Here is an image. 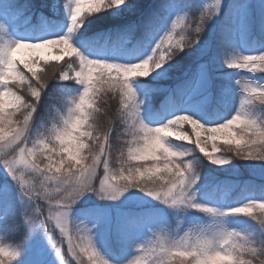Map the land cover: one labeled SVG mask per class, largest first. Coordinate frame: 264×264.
<instances>
[{"label": "snow or ice", "instance_id": "obj_1", "mask_svg": "<svg viewBox=\"0 0 264 264\" xmlns=\"http://www.w3.org/2000/svg\"><path fill=\"white\" fill-rule=\"evenodd\" d=\"M257 66L264 0H0V264H264Z\"/></svg>", "mask_w": 264, "mask_h": 264}, {"label": "rangeland", "instance_id": "obj_2", "mask_svg": "<svg viewBox=\"0 0 264 264\" xmlns=\"http://www.w3.org/2000/svg\"><path fill=\"white\" fill-rule=\"evenodd\" d=\"M22 2V0H21ZM158 2V0H157ZM208 3H211L212 0H207ZM186 25L190 26L189 28V33L191 34V29L195 28V26L199 23V13H195V14H192L189 16V19L187 21L184 22ZM179 31V29H178ZM67 59V58H66ZM66 62V60H65ZM229 71H234V72H241V75H244V71L243 70H234V69H230ZM252 75H255V76H262L264 75V72H261L260 70V66H257L254 70V72L252 73ZM243 82V81H242ZM69 83H72V82H69ZM259 102V101H257ZM256 107H261V106H257ZM50 126V125H49ZM185 128V131L191 133V127L188 126V125H185L184 126ZM219 143V142H218ZM189 147H192L191 145H188ZM211 147V145H209V148ZM221 155L225 154V153H220ZM228 155H231L230 153H227ZM234 163H237L239 165H241V169H240V172L238 175H234V176H229V177H226L227 179L231 180L232 182L234 183H242L243 181L247 180L249 177H248V173H247V169L245 167H243V165H246L248 163H254V162H245V161H239V160H236L234 161ZM255 163H258V162H255ZM212 168H215L216 166H211ZM221 178H225L224 174L221 173ZM99 178V177H98ZM259 210H254V213H258ZM196 215L198 216H205V214L203 213H196ZM243 218V217H241ZM57 239H59V236L57 234Z\"/></svg>", "mask_w": 264, "mask_h": 264}, {"label": "trees", "instance_id": "obj_3", "mask_svg": "<svg viewBox=\"0 0 264 264\" xmlns=\"http://www.w3.org/2000/svg\"><path fill=\"white\" fill-rule=\"evenodd\" d=\"M22 2H23V0H22ZM109 105H110V107L108 108V112L111 113V114H114L115 110L117 108L116 101L115 100H110L109 101ZM256 105L257 106H261L260 102H256ZM99 124H100L101 127H106V121L103 118L99 121Z\"/></svg>", "mask_w": 264, "mask_h": 264}, {"label": "flooded vegetation", "instance_id": "obj_4", "mask_svg": "<svg viewBox=\"0 0 264 264\" xmlns=\"http://www.w3.org/2000/svg\"><path fill=\"white\" fill-rule=\"evenodd\" d=\"M113 166L115 167V168H119V161L118 160H113Z\"/></svg>", "mask_w": 264, "mask_h": 264}]
</instances>
